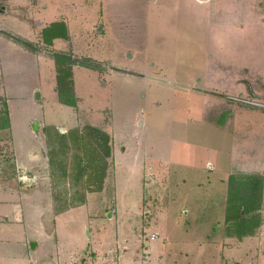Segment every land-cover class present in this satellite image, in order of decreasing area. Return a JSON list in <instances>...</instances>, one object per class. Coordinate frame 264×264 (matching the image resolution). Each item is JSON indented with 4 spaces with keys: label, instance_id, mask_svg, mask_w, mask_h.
<instances>
[{
    "label": "rangeland",
    "instance_id": "rangeland-1",
    "mask_svg": "<svg viewBox=\"0 0 264 264\" xmlns=\"http://www.w3.org/2000/svg\"><path fill=\"white\" fill-rule=\"evenodd\" d=\"M215 1L244 24L190 0H0V189L46 201L38 228L67 213V254L44 242L40 264H264V0ZM55 19L70 30L49 45ZM55 53L93 64L71 65L73 108L56 95ZM87 125L109 135L105 164ZM31 133L37 159L18 173ZM232 173L261 178L242 215ZM24 229L0 225V264L17 263Z\"/></svg>",
    "mask_w": 264,
    "mask_h": 264
},
{
    "label": "crops",
    "instance_id": "crops-1",
    "mask_svg": "<svg viewBox=\"0 0 264 264\" xmlns=\"http://www.w3.org/2000/svg\"><path fill=\"white\" fill-rule=\"evenodd\" d=\"M244 2H247V3H251L253 0H243ZM153 4L157 5L159 4V2H157V0H153ZM190 3L191 4H196L200 7L199 11H201V9L203 8V5H207L208 7V11H211V13H217V14H229V15H234V17L230 16L231 18V21L233 23V20H234V24H237L236 22H241L242 25L244 24V21L242 20L241 16L242 14L240 15H236L234 14V9L232 8L231 10H227V12L223 11V12H218L216 11V8L218 7V1H215V0H190ZM247 5V4H246ZM100 6H97L96 4V8L97 10H101V8H99ZM247 8L243 9L246 10V9H250V12L253 14L252 17H250L252 20H254L255 18V13L252 11V7L253 5H247L245 6ZM218 10V8H217ZM100 12V11H99ZM99 14V13H98ZM102 14V13H101ZM99 14V15H101ZM243 14H246L245 12ZM53 15V14H52ZM57 15H59V13H57ZM244 20H250L249 18L248 19H244ZM258 20V19H257ZM54 21H59V19H55L53 21H51L50 23L54 22ZM62 21V20H61ZM259 21V20H258ZM249 22V21H248ZM49 23V24H50ZM65 25L67 26V29H68V24L67 22H64ZM48 24V25H49ZM106 24V23H105ZM104 26V25H103ZM237 26V25H236ZM70 30V29H68ZM56 39H64V38H55L54 40ZM74 82V80H73ZM75 87V86H74ZM57 92V90H56ZM57 97H58V93L56 94ZM59 100V98H58ZM65 106H68L70 108H73L74 106H70V105H66V104H63ZM7 107H8V115H9V123L11 122V117H10V110H9V105L7 103ZM54 124V123H53ZM27 126H28V123H27ZM11 128H12V124H11ZM29 128V127H28ZM35 128V127H34ZM99 128V127H97ZM103 129V128H101ZM12 131H13V136H14V130L12 128ZM30 131V129H29ZM31 135L34 137V139H36V136H34V134L31 133ZM114 136V139L116 138L115 135ZM14 139V137H13ZM112 140V141H113ZM37 141V142H36ZM36 144L35 146H30L28 148H26V152L24 151V155L27 156L24 161L21 159L20 156H17L16 158V161L18 163V167H17V172L21 169H25V163L26 162H36V145H38V143L40 142L39 139L37 138L35 140ZM112 145L113 143H111V149H112ZM14 146H15V150H17V147H16V144H15V139H14ZM17 153V152H16ZM113 153H114V161H115V149H113ZM118 153H121V151H118ZM125 153V152H123ZM142 169L144 171L143 175H145V171L147 169H149V173L150 174L154 169L153 168H150V164H148L149 162L147 161L146 158H144L142 160ZM144 162H146L144 164ZM27 169V168H26ZM159 170V168H157ZM157 169L155 168V170L157 171ZM19 173V172H18ZM146 174V175H148ZM233 174V173H232ZM17 177L19 179V182L21 183L22 181V176L21 175H18L17 174ZM34 195V196H33ZM33 198L30 194L28 193H25L23 191H19L18 189H3L2 188L0 189V225H2L4 222H7L8 224H13V225H22L24 228H28V231L26 229H24V241L23 243L26 245L25 248H24V251L23 253H20V257L18 258V260H15V262H17L16 264H40L41 262V253H42V248L44 246V242L46 243V245H48V243L52 242V241H56L57 243V235H56V229H55V226L57 224V221L60 220L61 217H63L64 215H67V213L63 214L61 213L59 216H57L55 218V222L52 221V215L49 217L51 219V223H52V228H51V225L49 226H41V221H39V228L36 226V224L34 223V221L32 222V218H35L37 217L36 214H35V209L37 208L38 206V201H37V198L40 199V202L41 204H44L46 205V201H42V197L37 195V194H33ZM32 198V199H31ZM41 207V205H40ZM38 210V209H37ZM48 211V209H47ZM49 212H51L52 214V211H51V208L49 207ZM48 213V212H47ZM71 213V212H69ZM73 213V212H72ZM49 215V214H48ZM87 221H88V217H87ZM86 222L84 224L83 227L86 226ZM34 228V229H33ZM33 230H37V233H35ZM34 232V233H32ZM87 232L88 229H87ZM82 244L81 245H78L74 248H77L80 250V248L82 247ZM89 244V242H88ZM70 249H73V248H69L68 250ZM56 250L57 252H59L60 254H64L65 255L67 254V248H65L64 245H62L61 243H57V247H56ZM18 255V254H17ZM22 258V259H20ZM4 260H5V256H4ZM13 261V259H12Z\"/></svg>",
    "mask_w": 264,
    "mask_h": 264
},
{
    "label": "trees",
    "instance_id": "trees-1",
    "mask_svg": "<svg viewBox=\"0 0 264 264\" xmlns=\"http://www.w3.org/2000/svg\"><path fill=\"white\" fill-rule=\"evenodd\" d=\"M41 37L43 42L49 45L52 44V41L55 38L66 39L68 37V34L65 23L63 21H54L50 23L41 30ZM13 39L25 46L32 47V44L28 41L22 40L18 37H13ZM53 58L57 70L56 81L58 98L63 104L75 106V99L72 92L71 65L73 63H77L78 61L64 53H55L53 55ZM78 63H81V65H85L87 67H93V64H89L86 61H81ZM3 105L4 113L1 117L2 122L0 124V129H7L10 126L7 102H4ZM86 128L93 131V134H95L88 135L92 138L88 140V143L92 147V150L95 151L96 149H98V146H101L104 149V153L102 154V156L105 164V158L110 155L109 135L102 131L100 128L91 125H87ZM104 175L105 174L103 168V176ZM255 176L247 175V177H238L236 174H230L227 179V202L229 205L232 204L237 208L239 207V214L241 215L248 212L249 210H252V204L254 199L256 198L257 188L261 184V178L257 176L258 178L256 181ZM245 224V222H237L236 226H244Z\"/></svg>",
    "mask_w": 264,
    "mask_h": 264
},
{
    "label": "water",
    "instance_id": "water-1",
    "mask_svg": "<svg viewBox=\"0 0 264 264\" xmlns=\"http://www.w3.org/2000/svg\"><path fill=\"white\" fill-rule=\"evenodd\" d=\"M256 104L264 107V104L261 103H256ZM34 127H36V125H34Z\"/></svg>",
    "mask_w": 264,
    "mask_h": 264
},
{
    "label": "built area",
    "instance_id": "built-area-1",
    "mask_svg": "<svg viewBox=\"0 0 264 264\" xmlns=\"http://www.w3.org/2000/svg\"><path fill=\"white\" fill-rule=\"evenodd\" d=\"M151 238H154V235H152Z\"/></svg>",
    "mask_w": 264,
    "mask_h": 264
}]
</instances>
